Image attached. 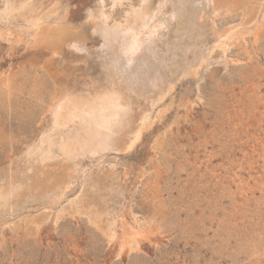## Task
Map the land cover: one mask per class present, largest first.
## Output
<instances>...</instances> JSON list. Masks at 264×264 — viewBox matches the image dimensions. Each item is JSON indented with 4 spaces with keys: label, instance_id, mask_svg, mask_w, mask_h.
Instances as JSON below:
<instances>
[{
    "label": "rangeland",
    "instance_id": "374dc122",
    "mask_svg": "<svg viewBox=\"0 0 264 264\" xmlns=\"http://www.w3.org/2000/svg\"><path fill=\"white\" fill-rule=\"evenodd\" d=\"M33 2L44 10L57 5L47 23L68 14L76 26L100 7V0ZM195 9L194 20L203 17L198 29L208 31L210 7ZM126 10L127 5L116 7L114 16L121 18ZM239 22L236 14L220 16L217 26ZM21 24L0 21V30L19 32ZM183 27L174 21L164 37L144 42L140 54L139 62L161 83H175L154 111L162 108L161 117L129 153L108 154L103 171L90 160L81 165L92 178L108 183L119 182L125 169V190L110 201L111 219L117 220L119 235L127 227L153 229L141 249L119 253L85 216L67 213L37 232L29 221L57 210L37 203L0 213V264H264V38L255 43L247 35L245 44L228 47L224 61L217 50L210 66L194 78L182 76V64L172 60L176 52L184 61L193 60L192 53L171 45ZM85 32L90 54L66 48L62 56L41 52L43 64L34 62L37 56L26 40L11 44L0 37V80L10 76L16 87L9 105L0 103V178L8 168L13 173L25 168L22 153L40 127L41 108L55 85L68 80L90 85L101 77V42L87 25ZM36 84L43 90L32 97Z\"/></svg>",
    "mask_w": 264,
    "mask_h": 264
},
{
    "label": "bare ground",
    "instance_id": "6f19581e",
    "mask_svg": "<svg viewBox=\"0 0 264 264\" xmlns=\"http://www.w3.org/2000/svg\"><path fill=\"white\" fill-rule=\"evenodd\" d=\"M107 1L108 5L106 0H100L98 11H88L85 23L76 26L68 14L47 23L57 14V5L44 10L33 0H0V21L7 25L23 21L18 26L19 32L0 30V37L11 44L26 40L37 56L35 63H42L41 52L62 56L65 48L90 54L86 46L87 25L88 31L101 42L97 55L102 67L101 77L90 85L86 81L78 85L69 80L54 84L53 92L46 96L47 105L41 108L40 127L22 153L25 168L16 173L8 168L0 178V213L20 212L37 203L45 208H57L55 213L45 211L29 221L37 232L52 217L58 223L66 213L71 217L85 216L108 243L116 244L119 253L128 254L139 251L143 239L153 229L127 227L121 235L116 231L117 220L111 219L110 201L125 190V169H120L119 182L108 183L105 179L92 178L81 165L84 160H90L103 171L108 154L129 153L161 117L162 108L154 111L175 83H161L143 61L139 62L144 42L164 37L174 21H181L185 30L171 45L177 43L181 52L192 53L193 60L186 56L184 61L179 52L172 60L182 64L179 67L182 76L199 78L200 70L210 66L217 50L224 61L228 47L245 44L247 35H252L255 43L264 38V0H138L136 5L131 0ZM202 4L210 7L208 31L198 29L203 17L195 21L191 12ZM125 5L123 17L116 18V7ZM232 14L240 18L238 24L224 29L217 26L218 17ZM209 36L212 38L207 41ZM12 82L10 76L0 80V103L11 102L16 90ZM42 90L36 84L29 95L39 96Z\"/></svg>",
    "mask_w": 264,
    "mask_h": 264
}]
</instances>
